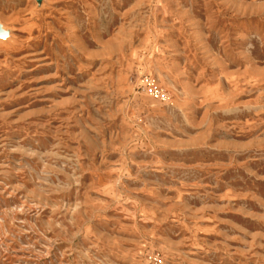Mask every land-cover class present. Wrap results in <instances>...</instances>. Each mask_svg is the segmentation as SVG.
<instances>
[{
    "label": "rangeland",
    "instance_id": "obj_1",
    "mask_svg": "<svg viewBox=\"0 0 264 264\" xmlns=\"http://www.w3.org/2000/svg\"><path fill=\"white\" fill-rule=\"evenodd\" d=\"M0 264H264V0H0Z\"/></svg>",
    "mask_w": 264,
    "mask_h": 264
},
{
    "label": "built area",
    "instance_id": "obj_2",
    "mask_svg": "<svg viewBox=\"0 0 264 264\" xmlns=\"http://www.w3.org/2000/svg\"><path fill=\"white\" fill-rule=\"evenodd\" d=\"M144 89L145 91L152 97L157 98V99H164V94L162 91L157 88L156 86L153 85L152 81L148 78L144 79Z\"/></svg>",
    "mask_w": 264,
    "mask_h": 264
}]
</instances>
